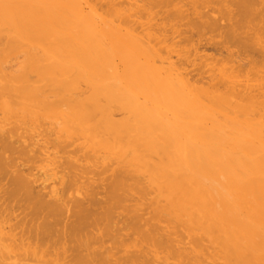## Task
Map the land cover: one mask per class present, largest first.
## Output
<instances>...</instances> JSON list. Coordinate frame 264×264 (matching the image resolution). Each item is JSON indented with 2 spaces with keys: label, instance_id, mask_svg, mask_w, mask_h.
<instances>
[{
  "label": "bare ground",
  "instance_id": "bare-ground-1",
  "mask_svg": "<svg viewBox=\"0 0 264 264\" xmlns=\"http://www.w3.org/2000/svg\"><path fill=\"white\" fill-rule=\"evenodd\" d=\"M0 264H264V0H0Z\"/></svg>",
  "mask_w": 264,
  "mask_h": 264
},
{
  "label": "rangeland",
  "instance_id": "rangeland-1",
  "mask_svg": "<svg viewBox=\"0 0 264 264\" xmlns=\"http://www.w3.org/2000/svg\"><path fill=\"white\" fill-rule=\"evenodd\" d=\"M210 52H211V51H210ZM207 53H208V52H207ZM207 53H206V54H207ZM211 53L213 54V52H211ZM211 53H210V54H211ZM210 54L208 53V56H209ZM211 56H212V55H211ZM211 56H210V57H211ZM216 58H218V59L220 58V59H221V57H219V56H216ZM216 58H214V60H215ZM209 59H210V58H209ZM212 59H213V57H212ZM212 59H211V60H212ZM199 67H200V66H199ZM199 67H198V69H200ZM195 69H196V71H195V73H196L198 69H197V68H195ZM193 70H194V69H193ZM192 75H194V78H195V79L197 78L196 80H198L197 73L194 74V71H192ZM207 75H208V74H207ZM204 77H205L206 79L208 78V76H204ZM205 78H204V79H205ZM200 79H203V78H200ZM200 79H199V81H200ZM206 79H205V82H204V80H203V82H204L205 84H207V83H206V81H207ZM208 80H210V79H208ZM200 83H201V82H200ZM208 83H210V81H208ZM13 223H15V221H13L12 224H13Z\"/></svg>",
  "mask_w": 264,
  "mask_h": 264
}]
</instances>
